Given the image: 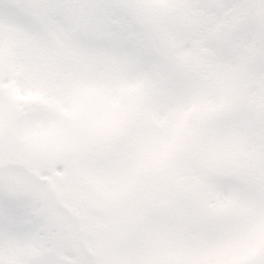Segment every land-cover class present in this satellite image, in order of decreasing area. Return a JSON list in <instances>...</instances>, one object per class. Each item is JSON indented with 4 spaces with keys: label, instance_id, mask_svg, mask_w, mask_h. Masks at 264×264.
Listing matches in <instances>:
<instances>
[{
    "label": "snow or ice",
    "instance_id": "1",
    "mask_svg": "<svg viewBox=\"0 0 264 264\" xmlns=\"http://www.w3.org/2000/svg\"><path fill=\"white\" fill-rule=\"evenodd\" d=\"M0 264H264V0H0Z\"/></svg>",
    "mask_w": 264,
    "mask_h": 264
}]
</instances>
